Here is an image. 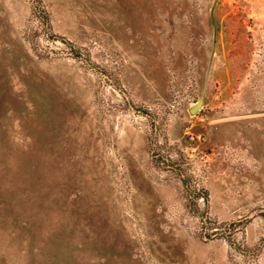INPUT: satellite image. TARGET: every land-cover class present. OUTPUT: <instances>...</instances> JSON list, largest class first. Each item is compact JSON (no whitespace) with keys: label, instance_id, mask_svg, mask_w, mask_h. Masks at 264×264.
I'll return each instance as SVG.
<instances>
[{"label":"rangeland","instance_id":"obj_1","mask_svg":"<svg viewBox=\"0 0 264 264\" xmlns=\"http://www.w3.org/2000/svg\"><path fill=\"white\" fill-rule=\"evenodd\" d=\"M0 264H264V0H0Z\"/></svg>","mask_w":264,"mask_h":264},{"label":"water","instance_id":"obj_2","mask_svg":"<svg viewBox=\"0 0 264 264\" xmlns=\"http://www.w3.org/2000/svg\"><path fill=\"white\" fill-rule=\"evenodd\" d=\"M202 104V99H200L197 103H195L191 108H190V113H195L199 107L201 106Z\"/></svg>","mask_w":264,"mask_h":264}]
</instances>
